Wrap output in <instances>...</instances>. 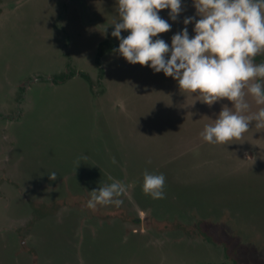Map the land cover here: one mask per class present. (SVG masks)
<instances>
[{"label":"rangeland","instance_id":"rangeland-1","mask_svg":"<svg viewBox=\"0 0 264 264\" xmlns=\"http://www.w3.org/2000/svg\"><path fill=\"white\" fill-rule=\"evenodd\" d=\"M181 7L175 22L160 11L166 43L185 16L199 19L194 0ZM118 19L117 0H0V264H264V128L252 120L239 140L204 141L233 102L207 105L127 62L109 45ZM67 61L74 76L32 82L14 117L15 85ZM247 100L246 115L264 107ZM145 170L164 174L163 199L143 192ZM109 177L125 184L123 203L86 207ZM146 214L152 228L133 221ZM194 221L202 234L185 235L179 223Z\"/></svg>","mask_w":264,"mask_h":264},{"label":"clouds","instance_id":"clouds-1","mask_svg":"<svg viewBox=\"0 0 264 264\" xmlns=\"http://www.w3.org/2000/svg\"><path fill=\"white\" fill-rule=\"evenodd\" d=\"M182 0H117L119 19L112 23L110 35L119 43L113 49L130 64L147 65L154 73L163 72L178 83L180 89L198 93L207 105L220 98L233 102L234 110L225 107L212 124L200 133L204 141L225 144L239 140L255 120L264 128V107L246 115L250 104L264 105V0H194L196 15L185 16L183 25L173 34L170 44L158 34L168 32L170 21H177ZM167 9L168 20L160 15ZM194 22L190 38L187 25ZM122 30L127 35L122 36ZM113 163H116L113 158ZM55 179L56 173L49 174ZM90 191L86 207H119V197L126 186L119 180ZM163 173L143 172L142 190L152 199L165 196Z\"/></svg>","mask_w":264,"mask_h":264},{"label":"trees","instance_id":"trees-1","mask_svg":"<svg viewBox=\"0 0 264 264\" xmlns=\"http://www.w3.org/2000/svg\"><path fill=\"white\" fill-rule=\"evenodd\" d=\"M110 46L112 47H118V45L114 44V43H109ZM101 51V49H100ZM101 53V52H100ZM76 73V70L74 68H72L71 64L69 63V61H67L65 70L57 75H52L53 77V81L55 82H64L66 80H68L69 78H71L72 76H74V74ZM99 73L100 76L102 75V69H99ZM81 75H83L89 84H92V80L90 78V76L88 75V73L86 72H81ZM32 80L28 79L26 82L29 84ZM35 218V217H33ZM32 219H30L29 222H31ZM134 223H137L138 225L142 224L145 228H152L153 227V223L150 222V216L148 214H146L143 218H140L139 216L137 218H135ZM179 228H182L183 230H185L186 232H184L185 235L188 234V232H190V230L192 229L193 231H195L196 233L200 232V227H199V223L198 221H194L192 223L186 224V223H179ZM202 234V233H201ZM193 236V235H192ZM197 236V235H196ZM23 238V237H22ZM214 264H229L227 262H220V263H214Z\"/></svg>","mask_w":264,"mask_h":264},{"label":"flooded vegetation","instance_id":"flooded-vegetation-1","mask_svg":"<svg viewBox=\"0 0 264 264\" xmlns=\"http://www.w3.org/2000/svg\"><path fill=\"white\" fill-rule=\"evenodd\" d=\"M103 73V72H102ZM89 75V74H88ZM39 76H37L36 77V75L33 77V80L28 84L26 81L28 80V79H26V80H21V81H19L15 86H16V89L18 90V91H20L21 92V96L22 97H20V99H18V100H16V109L17 110H19V112H18V114H16L14 117H16V118H19V117H21L22 115H23V113H24V111H22V109L21 108H19V107H21L23 104H25L23 101H27L28 102V100H29V96H28V89H29V87H30V85H31V83L32 82H34V81H38V79H45L46 81H48V83L50 84V83H52L53 82V77L52 76H48V75H41V77L40 78H38ZM102 77V76H101ZM23 100V101H22ZM5 114H7L8 115V113H5ZM11 116V115H10ZM10 174H8V173H3V176H8V177H13L12 175H10Z\"/></svg>","mask_w":264,"mask_h":264}]
</instances>
